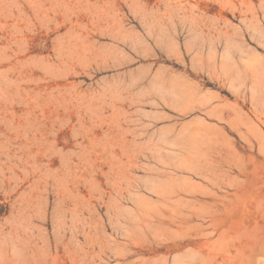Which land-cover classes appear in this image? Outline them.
<instances>
[{
    "label": "rangeland",
    "instance_id": "374dc122",
    "mask_svg": "<svg viewBox=\"0 0 264 264\" xmlns=\"http://www.w3.org/2000/svg\"><path fill=\"white\" fill-rule=\"evenodd\" d=\"M0 264H264V0H0Z\"/></svg>",
    "mask_w": 264,
    "mask_h": 264
}]
</instances>
